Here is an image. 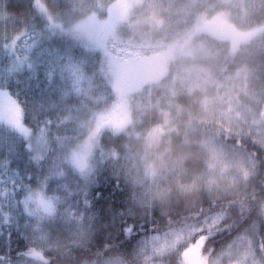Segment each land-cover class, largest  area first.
<instances>
[{
    "label": "rangeland",
    "instance_id": "rangeland-1",
    "mask_svg": "<svg viewBox=\"0 0 264 264\" xmlns=\"http://www.w3.org/2000/svg\"><path fill=\"white\" fill-rule=\"evenodd\" d=\"M34 7L48 24L25 38L23 30L21 45V35H16L8 41L7 51L3 47L5 41H0V87L7 86L8 70L12 67L8 52L15 50L12 59L16 66L23 62L27 69V45L37 41L45 46L52 40L51 33L73 38L82 47L79 53L73 47L64 50L74 57L72 71L77 88L62 99L61 88H51L59 94L56 108L75 119L69 118L59 127L58 132L67 135L48 175L49 196L60 209L56 222L63 229L58 226L55 235L48 232L46 225L51 222L43 218L35 204H30L34 215L27 226L22 211L13 208L20 223L17 225L14 219L12 226L22 231L36 249L74 242L89 225L84 211L81 225L76 198L68 193L81 195L86 191L96 175L102 174L100 167L113 174H130L131 181L142 187L138 203L164 199L173 174L180 169L177 160L167 155L171 137L180 130L203 142L209 152L208 189L216 194L239 191L245 175L254 168V161L227 138L249 136L264 147V82L251 65V55L245 56L249 50L244 44L250 41L249 45L264 30V23L256 25L264 13V0H107L82 18L73 12L52 14L42 0H34ZM3 18V22L12 20L7 14ZM31 25L36 29V23ZM36 53L37 50L33 59L39 61ZM141 59L152 60L153 67L157 60L161 61L162 69L155 76H144L141 82L125 77L127 65ZM20 77L22 82L37 83L27 74ZM180 95L190 99L188 108L180 106ZM71 101L79 104H69ZM152 111L158 112L160 123L150 128L145 121ZM7 115L0 113V122L7 124ZM16 131L32 146L29 160L39 165V158L47 155L40 131L32 129L28 137ZM122 133L126 141L121 152L103 149L104 135ZM70 146L64 153V147ZM9 162L12 160L0 165L4 180L18 172L15 178L26 188L29 176L35 180V184H30L34 190L43 184L45 174L40 165L38 172L27 174L26 169L20 171ZM182 188L191 190L194 184L186 183ZM4 191L5 185L0 184V201ZM72 200L75 216L67 208ZM3 226L7 225L0 214V228ZM20 264L40 263L24 260ZM105 264L124 263L116 259Z\"/></svg>",
    "mask_w": 264,
    "mask_h": 264
},
{
    "label": "trees",
    "instance_id": "trees-1",
    "mask_svg": "<svg viewBox=\"0 0 264 264\" xmlns=\"http://www.w3.org/2000/svg\"><path fill=\"white\" fill-rule=\"evenodd\" d=\"M42 1L52 14L73 12L77 18L96 11L107 2ZM5 14L12 20L3 22ZM32 22L37 24L36 29L31 28ZM261 23H264V13L258 17L256 25ZM47 24L48 20L36 11L34 0H0V41H5V35L11 37L9 41L21 35L18 39L21 45L27 35L36 32L37 28L42 30ZM25 29L27 33L23 38ZM51 36L52 40L45 47L53 45L62 50L73 47L77 53L82 51L80 42L73 38L56 33H51ZM249 42L244 43L245 49L249 50L245 56L251 55V65L264 82V30L248 45ZM38 53L37 49L36 55ZM4 56L8 60L6 53ZM54 85L58 87V81ZM4 87L23 105L26 126L39 132L44 120L51 117L53 125L45 135L54 147L63 144L62 139L67 134L58 131L70 114L60 108H49L52 102L59 101V94L57 96L58 92L51 91L46 85L43 73L37 83L22 82L19 76L18 79H9ZM41 102L44 108L38 107ZM68 103L79 104L74 101ZM190 103L186 95H180V106L188 108ZM158 123L157 111L147 115L145 124L150 128ZM227 139L248 152L254 161V168L247 172L235 193L216 194L208 189L209 152L203 142L180 130L171 137L167 151L168 157L180 164V169L173 174L174 180L164 199L150 204L138 203L142 187L131 181L130 174L124 171L113 174L100 167L102 174L98 173L88 189L75 196L78 201L76 209L79 214L86 213L89 225L74 242L36 249L28 237L21 239L22 231L12 225L9 229L7 225L0 228V251L10 232L13 248L26 249L21 261L36 260L40 264H105L116 259L124 264H264V147L249 136L232 135ZM125 141L124 133L104 135L101 146L104 150L121 152ZM25 144L22 135L0 122V165L12 160L10 166L15 165L20 171L27 170V174L38 172L40 165L43 174L50 175L49 160L45 159L42 165L40 162L39 165L34 164L29 160L33 154L25 150ZM64 148L66 153L71 146ZM27 183L35 184V180H27ZM186 183H193L194 189H183L182 185ZM85 200L90 201V206L85 205ZM58 226L63 229L59 221L47 224L46 229L55 235L59 231ZM2 263L6 260L0 257Z\"/></svg>",
    "mask_w": 264,
    "mask_h": 264
},
{
    "label": "snow or ice",
    "instance_id": "snow-or-ice-1",
    "mask_svg": "<svg viewBox=\"0 0 264 264\" xmlns=\"http://www.w3.org/2000/svg\"><path fill=\"white\" fill-rule=\"evenodd\" d=\"M7 26H5L6 28ZM35 27V25H33ZM25 33L27 30L25 29ZM5 43L3 45L4 49L8 50V41L11 39L8 35H5ZM29 41H32V37L29 36ZM39 49L38 55L40 57H47L45 61L43 59L37 61L33 59V52ZM10 57V64L12 67L8 70V78H19V76L27 74L30 79H34L37 82L41 79V73H43V78L46 85L49 88L58 81V87L61 88V98H66L73 90L77 88V84L73 79V64L75 63L74 57L71 52L64 51L58 46L48 45L47 47L41 46L40 42L33 41L27 45V55L24 57V61L27 62V69L25 70L23 62L16 66V60L12 59L15 56V50L8 52ZM51 96V95H50ZM39 108H44L45 105L41 102L38 105ZM55 102L49 105V108H55ZM7 112L8 115L5 121L8 126L18 130L25 137H28L32 133V129L28 128L24 122V107L20 104L19 100L12 95L11 92L7 90V87H0V113ZM53 120L48 117L44 120L43 124L40 126L41 141L45 145L47 150V155H42L39 158L40 164L42 165L45 159L49 160L50 166L55 163L56 156L59 153V149L52 145L51 139L45 135L52 128ZM25 150L31 151L32 146L28 143L25 144ZM10 164V162H9ZM40 171H44L43 168ZM14 176L9 178L7 181L3 177H0V184L5 185V191L3 193V200L0 201V214L3 215V223L9 226L15 219V223L19 225L20 220L15 216L13 208L20 209L25 217V226L30 222L31 217L34 213L30 204L36 205V210L43 214V218H47L48 221L55 223L59 217L60 209L55 203V200L49 196L48 193V180L50 177L45 174L43 184H38V187L29 186L26 188L22 182H18L15 177L19 175L18 172H14ZM30 182L32 177H27ZM10 185V189L9 186ZM20 193H24L20 196ZM69 197H75L76 192L69 191ZM14 202V203H13ZM74 201L67 205V208L72 211L73 216H75V209L72 208ZM78 203V201H75ZM86 206H90V201H84ZM79 221L81 225L84 221V213L81 212L79 216ZM22 240H26L27 236L22 234ZM2 251H0V257L6 260V264H20V261L26 255L25 247L13 248L11 233L3 242ZM42 255V254H41Z\"/></svg>",
    "mask_w": 264,
    "mask_h": 264
},
{
    "label": "flooded vegetation",
    "instance_id": "flooded-vegetation-1",
    "mask_svg": "<svg viewBox=\"0 0 264 264\" xmlns=\"http://www.w3.org/2000/svg\"><path fill=\"white\" fill-rule=\"evenodd\" d=\"M155 64H156V67H153V62L150 59L149 60L141 59L138 61H134L131 64L127 65V67L125 68L126 69L125 70V77L133 79L136 82H141L144 80V78H145L144 76H146V75H151V76L154 75L155 76L162 69L161 68L162 63H161V61L157 60L155 62ZM150 67L151 68L153 67L154 69L151 70ZM136 72H141V73L137 74Z\"/></svg>",
    "mask_w": 264,
    "mask_h": 264
}]
</instances>
